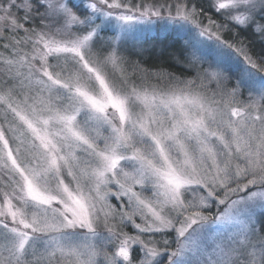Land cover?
<instances>
[{"label":"snow or ice","instance_id":"obj_1","mask_svg":"<svg viewBox=\"0 0 264 264\" xmlns=\"http://www.w3.org/2000/svg\"><path fill=\"white\" fill-rule=\"evenodd\" d=\"M0 264H264V0H0Z\"/></svg>","mask_w":264,"mask_h":264},{"label":"trees","instance_id":"obj_2","mask_svg":"<svg viewBox=\"0 0 264 264\" xmlns=\"http://www.w3.org/2000/svg\"><path fill=\"white\" fill-rule=\"evenodd\" d=\"M136 2H139V0H136ZM204 3L207 4V0H204ZM215 18V17H214ZM225 38H231V34L230 33H226L225 34ZM152 43H154L156 45V48H161L163 47L166 51H165V56L161 58V60H163L165 62V66L167 64V54L168 52H174L179 48V44L178 43H173L171 41V39H164V37L162 35H156V38L154 41H152ZM259 46H257L258 48ZM253 55H255V51L253 52ZM133 59H135V57H133ZM149 63H155L158 66L160 65V61L156 60L155 55H153V59L151 61H149Z\"/></svg>","mask_w":264,"mask_h":264},{"label":"rangeland","instance_id":"obj_3","mask_svg":"<svg viewBox=\"0 0 264 264\" xmlns=\"http://www.w3.org/2000/svg\"><path fill=\"white\" fill-rule=\"evenodd\" d=\"M213 211H215V210L213 209ZM137 222H139V218H137Z\"/></svg>","mask_w":264,"mask_h":264}]
</instances>
